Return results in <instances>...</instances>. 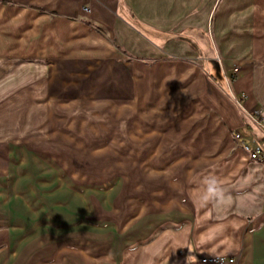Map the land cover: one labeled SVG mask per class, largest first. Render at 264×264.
<instances>
[{
	"label": "crops",
	"instance_id": "crops-1",
	"mask_svg": "<svg viewBox=\"0 0 264 264\" xmlns=\"http://www.w3.org/2000/svg\"><path fill=\"white\" fill-rule=\"evenodd\" d=\"M132 54L156 61L126 59ZM31 62L44 63L45 118L59 101L99 96L109 102L110 119L125 120V151L133 149V127L149 130L140 150L151 154L142 166L162 167L157 177L147 175L160 185L139 225L115 237L119 264H202L214 256L264 264V166L234 138L264 149L247 117L264 119V0H0V103L7 104L0 106V175L11 150L49 149L39 143L53 134L49 121L29 116L23 125L15 115L21 95L4 91L6 66ZM149 83L151 96L144 93ZM112 131L109 148L123 149L115 148L121 132ZM213 179L225 198L202 207ZM109 193L115 200L116 191ZM6 235L0 233V264L36 259L20 251L31 240L20 239L10 253ZM76 259L89 264L83 251Z\"/></svg>",
	"mask_w": 264,
	"mask_h": 264
},
{
	"label": "rangeland",
	"instance_id": "rangeland-1",
	"mask_svg": "<svg viewBox=\"0 0 264 264\" xmlns=\"http://www.w3.org/2000/svg\"><path fill=\"white\" fill-rule=\"evenodd\" d=\"M126 59L144 64L156 61L152 56L143 58L139 54ZM31 63L34 64L6 66L4 91L6 95L13 90L21 95L20 110L15 115L23 125L29 116L37 124L49 121V133L53 134L46 142H39L49 147L47 150L9 152L7 171L0 175V233L11 234L6 235L11 243L10 253L18 251L20 239L22 244L24 239L31 240V245L20 248L24 255L36 256L31 264L50 259L57 264H80L76 258L82 251L89 264H119L123 252L119 259L114 257L115 249H121L115 247V237L139 225L147 197L160 185L147 175L157 177L154 175L160 174L162 167L159 172H147L142 166L151 154L140 150L149 130L145 128L144 133L133 127L134 146L132 151H125V120L110 119L109 102L99 96L93 97L100 100L95 102L88 95L84 102L59 101L57 113L49 119L46 114L45 118L48 107L44 63ZM104 70L100 71L103 78ZM149 85L144 93L151 96ZM85 86L86 92L92 90L87 83ZM135 88L140 95L141 88ZM116 90H121L120 85ZM232 101L238 107L233 98ZM4 105L7 104L0 103ZM138 122L133 118V124ZM116 126L122 134H117L120 146L115 148L123 149L109 148L110 133L114 135L112 128ZM128 160L132 165L126 167ZM113 190L117 197L110 200L109 192ZM131 239L135 243L141 240L139 236Z\"/></svg>",
	"mask_w": 264,
	"mask_h": 264
},
{
	"label": "built area",
	"instance_id": "built-area-1",
	"mask_svg": "<svg viewBox=\"0 0 264 264\" xmlns=\"http://www.w3.org/2000/svg\"><path fill=\"white\" fill-rule=\"evenodd\" d=\"M238 68L233 69V73H237ZM237 105L241 108V101L235 100ZM250 122L255 126L264 136V119L260 117L257 113L247 114ZM235 140L240 144L243 152L248 156L249 160L257 162L258 164L264 166V149L254 142H247L242 139L238 134L234 135ZM202 264H235V260L225 257H209L201 260Z\"/></svg>",
	"mask_w": 264,
	"mask_h": 264
},
{
	"label": "clouds",
	"instance_id": "clouds-1",
	"mask_svg": "<svg viewBox=\"0 0 264 264\" xmlns=\"http://www.w3.org/2000/svg\"><path fill=\"white\" fill-rule=\"evenodd\" d=\"M224 198L223 188L219 185L218 181L213 179L210 186L206 189V194L201 198V206L203 207L214 200L222 201Z\"/></svg>",
	"mask_w": 264,
	"mask_h": 264
}]
</instances>
